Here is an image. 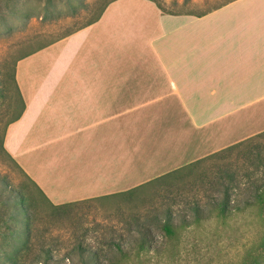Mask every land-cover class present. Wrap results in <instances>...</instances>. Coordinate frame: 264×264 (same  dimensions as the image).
<instances>
[{
    "label": "crops",
    "instance_id": "1",
    "mask_svg": "<svg viewBox=\"0 0 264 264\" xmlns=\"http://www.w3.org/2000/svg\"><path fill=\"white\" fill-rule=\"evenodd\" d=\"M15 80L24 107L3 142L24 173L42 190L125 191L264 131V0H113L19 58Z\"/></svg>",
    "mask_w": 264,
    "mask_h": 264
},
{
    "label": "rangeland",
    "instance_id": "2",
    "mask_svg": "<svg viewBox=\"0 0 264 264\" xmlns=\"http://www.w3.org/2000/svg\"><path fill=\"white\" fill-rule=\"evenodd\" d=\"M105 1L0 0V252L17 253L19 264H37L40 249L49 253V264H83L82 253H97L99 264H256V260L263 264L264 251L259 245L264 239V221L255 209L229 217L212 215L188 227L179 225L173 228L172 237L154 228L150 248L136 247L128 257L114 259L117 251L110 249L109 241L125 246L130 227L126 221L135 211L134 204L121 197L96 200L93 197L105 193L96 190L93 195L78 185L70 187V180L65 179L54 186L43 184L54 206L30 186L5 150L6 128L21 109L12 78L17 60L84 25ZM154 1L166 12H201L229 0ZM17 191L26 192L30 199L25 203L26 215L19 212L18 222L13 223L10 216L16 214ZM85 191V197L78 198L77 194ZM64 194L78 201L61 205L65 201L56 197ZM163 200L157 198L154 204L148 200L141 212L149 213ZM25 217L31 224L28 236L23 234ZM138 252L142 256L137 257Z\"/></svg>",
    "mask_w": 264,
    "mask_h": 264
},
{
    "label": "trees",
    "instance_id": "3",
    "mask_svg": "<svg viewBox=\"0 0 264 264\" xmlns=\"http://www.w3.org/2000/svg\"><path fill=\"white\" fill-rule=\"evenodd\" d=\"M111 1L113 0H106L98 13L79 28L96 21ZM12 78L16 94L21 101V109L9 123L19 118L24 107L15 80V69ZM19 169L27 178L30 186L45 201L55 206L56 204L51 202L44 191L20 167ZM111 197L130 200L135 209L126 221L130 227H128V234L124 240L125 246L121 247L119 243L109 241L110 249L117 251L112 255L114 259L128 257L133 254L132 251L136 247L139 250L150 248L155 237L154 228L163 229L168 237H172L173 228L179 225L188 227L195 220H203L212 215L229 217L254 209L259 212L264 221V131L136 187L94 199ZM15 198L18 206L15 207L16 214L10 216V221L13 223L18 222L19 212L26 215V201L30 199L23 191H17ZM157 198L164 199L160 201L159 207H153L149 213L141 212V206L145 205L148 200L152 201L150 204H154ZM164 202H166L165 205ZM67 204L70 203L61 205ZM23 220L22 227L25 230L23 234L28 236L31 224L28 217ZM3 222L10 226L7 220ZM259 247H262L264 251V239ZM142 254L138 252L136 256L140 257ZM80 256L84 261L83 264H99L100 256L97 253H82ZM0 257L3 259L2 264H19L17 253L0 252ZM49 257L48 252L40 249L36 254L35 262L49 264ZM258 261L256 260V264L259 263ZM250 263L244 262V264Z\"/></svg>",
    "mask_w": 264,
    "mask_h": 264
}]
</instances>
